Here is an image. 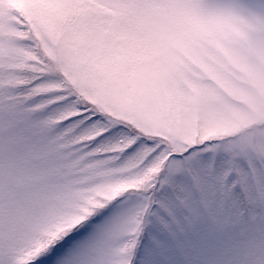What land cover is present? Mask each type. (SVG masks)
<instances>
[{"label": "snow or ice", "instance_id": "snow-or-ice-1", "mask_svg": "<svg viewBox=\"0 0 264 264\" xmlns=\"http://www.w3.org/2000/svg\"><path fill=\"white\" fill-rule=\"evenodd\" d=\"M0 264H264V0H0Z\"/></svg>", "mask_w": 264, "mask_h": 264}]
</instances>
